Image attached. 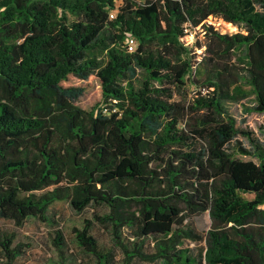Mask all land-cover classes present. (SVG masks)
<instances>
[{"label": "trees", "instance_id": "1", "mask_svg": "<svg viewBox=\"0 0 264 264\" xmlns=\"http://www.w3.org/2000/svg\"><path fill=\"white\" fill-rule=\"evenodd\" d=\"M91 76L101 100L86 110L75 101ZM249 94L263 112L264 0H0V218L21 227L49 221L57 201L97 207L74 229L88 264H264V138L227 105ZM203 212L204 234L191 222ZM14 240L0 235V264L24 252ZM52 241L51 264H70L60 229Z\"/></svg>", "mask_w": 264, "mask_h": 264}, {"label": "rangeland", "instance_id": "2", "mask_svg": "<svg viewBox=\"0 0 264 264\" xmlns=\"http://www.w3.org/2000/svg\"><path fill=\"white\" fill-rule=\"evenodd\" d=\"M117 2H119V0H117ZM206 22L213 25L220 31L229 34L237 33L239 31L244 32L242 24H232L224 21L222 18L209 16ZM196 31L198 32V40H204L201 28L197 27ZM188 32L189 35L187 37V43L189 44V55H191L192 60L197 61V58L193 57L194 53L199 52V50L194 47L196 37L192 31ZM244 53V49L237 50L235 53L234 58L239 65L244 64ZM198 70L203 71L201 65L194 62L189 75L194 74L197 76ZM141 75L140 77H142ZM88 83L90 84V87L86 89L75 101V104L86 110L95 107L101 100L99 81L95 77L91 76ZM245 87L248 88L247 85H245ZM193 90L194 86L192 84H187L183 90L178 93L179 96L189 99L192 96ZM255 103L254 95L249 94L239 103H228L227 105L230 112L235 116L240 128L253 131L256 135L263 139L264 111L252 110ZM237 139L242 140L245 145L248 144V142L240 135L237 136ZM243 158L249 159L250 157L244 156ZM244 196L250 199L253 195L245 193ZM261 207L264 208V204L261 205ZM96 208L94 206H88L83 211L76 212L71 208L68 201H57L50 207L48 213L50 220L46 222H42L31 217L26 220L23 226L17 227L12 221L0 218V235L14 233V243L19 242L23 244L24 252L16 258L14 264H51L57 258V250L53 244L52 238L55 230L60 229L67 243L69 257L71 258L70 264H88L89 262H92V259L90 255L83 251L76 242L74 229H81L84 224V220L91 219L93 210ZM101 210L102 209H99V211ZM191 222L199 232L204 234L210 225L208 212H203L192 217ZM91 232L100 246L112 248L110 235L106 229L94 224ZM189 245L193 247L195 244L191 242ZM137 264L161 263L155 262Z\"/></svg>", "mask_w": 264, "mask_h": 264}, {"label": "built area", "instance_id": "3", "mask_svg": "<svg viewBox=\"0 0 264 264\" xmlns=\"http://www.w3.org/2000/svg\"><path fill=\"white\" fill-rule=\"evenodd\" d=\"M109 14H110L109 15L110 18H114V15L116 14V10H112ZM136 45H137V41L135 37L129 35L128 37L125 38L124 46L126 48V51L133 52L136 48Z\"/></svg>", "mask_w": 264, "mask_h": 264}]
</instances>
